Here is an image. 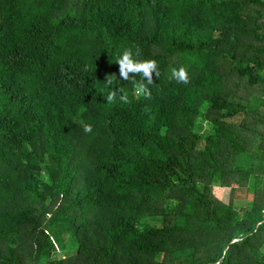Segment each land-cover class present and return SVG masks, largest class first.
I'll list each match as a JSON object with an SVG mask.
<instances>
[{"label":"trees","instance_id":"16d2710c","mask_svg":"<svg viewBox=\"0 0 264 264\" xmlns=\"http://www.w3.org/2000/svg\"><path fill=\"white\" fill-rule=\"evenodd\" d=\"M0 264H264V0H0Z\"/></svg>","mask_w":264,"mask_h":264},{"label":"clouds","instance_id":"9594fccd","mask_svg":"<svg viewBox=\"0 0 264 264\" xmlns=\"http://www.w3.org/2000/svg\"><path fill=\"white\" fill-rule=\"evenodd\" d=\"M140 49L138 46L125 47L115 56V63L119 66V76L128 81L130 77L140 76V80L132 79L134 91L137 95H142L145 98L151 97L149 85L153 84V73L159 76L158 65L154 59H139ZM172 78L178 83L188 84L189 76L185 67L172 69ZM145 81L147 83H145ZM106 94L105 100L108 104H114L119 97L121 103H130L128 95L123 92L122 88L114 87V80L112 75L106 76ZM82 126L84 131L90 133L92 131V125L84 124Z\"/></svg>","mask_w":264,"mask_h":264},{"label":"rangeland","instance_id":"374dc122","mask_svg":"<svg viewBox=\"0 0 264 264\" xmlns=\"http://www.w3.org/2000/svg\"><path fill=\"white\" fill-rule=\"evenodd\" d=\"M202 126H203V128H205V131H207V129H208V125L206 124L205 121L202 122ZM213 190H214L215 195H216L220 200H222V201L225 202V203H229L230 198H231V191H230L229 188H224V187H222V186L216 184V185L214 186V189H213ZM64 255H65V253L62 252V253H59L57 256H58L59 258H61V257H63Z\"/></svg>","mask_w":264,"mask_h":264}]
</instances>
